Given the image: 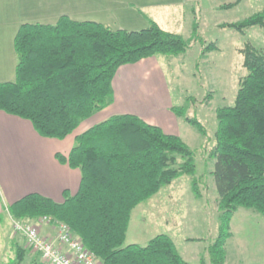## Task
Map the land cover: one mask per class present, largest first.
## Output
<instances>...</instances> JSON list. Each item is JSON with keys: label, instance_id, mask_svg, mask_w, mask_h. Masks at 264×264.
I'll return each mask as SVG.
<instances>
[{"label": "trees", "instance_id": "16d2710c", "mask_svg": "<svg viewBox=\"0 0 264 264\" xmlns=\"http://www.w3.org/2000/svg\"><path fill=\"white\" fill-rule=\"evenodd\" d=\"M147 20L141 29H112L66 15L50 24L22 23L13 41L14 76L0 82V109L28 119L42 136L64 138L112 103V79L121 65L156 53L176 55L201 40L196 19L188 38ZM224 25L239 33L254 26L264 31V6ZM212 45L206 44L200 54ZM238 51L245 74L233 102L215 110L209 152L215 158L210 172L218 194V232L207 246L211 264L224 263L230 220L238 207L264 216V49L246 41ZM170 110L205 134L185 105H171ZM56 157L79 169L78 190H64L61 202L25 194L8 205L12 218L50 215L68 223L103 264H194L182 257L167 233H157L143 244H123L133 207L176 177L191 175V190L200 196L195 153L179 135L137 114L115 113L77 134L68 154ZM25 252L18 246L9 264L21 263ZM200 262L205 264L204 256Z\"/></svg>", "mask_w": 264, "mask_h": 264}, {"label": "rangeland", "instance_id": "374dc122", "mask_svg": "<svg viewBox=\"0 0 264 264\" xmlns=\"http://www.w3.org/2000/svg\"><path fill=\"white\" fill-rule=\"evenodd\" d=\"M233 1L236 0H183L181 10L184 17L173 15L175 8L172 7L161 20L163 27L185 38L191 36L193 20L198 22L197 32L201 40L192 41L185 52L176 55H152L149 60L154 61V66L143 77L156 86V94H162L172 105H185L188 116L196 117L205 128V134H202L170 110L176 124L166 132L179 135L194 151L200 196L196 197L191 190V175L176 177L141 201L128 223L123 244H143L157 233L169 232L185 260L201 264L200 258L204 256L205 264H211L207 246L218 232V194L210 172L215 158L209 155L217 123L215 110L233 102L238 81L245 74L238 49L246 41L264 49V31L260 27H250L239 33L232 26H221L260 9L264 0H238L232 7H221ZM210 43L213 44L211 48L200 54ZM112 111L113 107H104L85 122L95 123L108 117ZM168 210L171 212L168 220H173L174 226L172 222L164 221ZM230 231L224 245L223 264H264L262 214L251 208L238 207L230 220ZM11 233L14 237H10ZM14 241L20 243L19 246H27L22 233L14 232L10 217L0 215V264L13 256Z\"/></svg>", "mask_w": 264, "mask_h": 264}, {"label": "crops", "instance_id": "0c3cea01", "mask_svg": "<svg viewBox=\"0 0 264 264\" xmlns=\"http://www.w3.org/2000/svg\"><path fill=\"white\" fill-rule=\"evenodd\" d=\"M182 4L183 0H0V82L14 76L16 54L13 41L22 23L50 24L66 15L76 21L100 22L112 29H141L147 26L149 18L168 30L161 20L172 7L175 8L173 15L184 17ZM151 57L123 64L117 69L112 79L114 98L106 107L114 108L111 114H137L166 132L174 128L176 122L169 109L171 102L162 94H156V86L143 77L154 66V61L149 60ZM86 119L64 138L46 137L38 134L28 119L0 109V215L6 214L12 219L8 205L28 193H38L61 202L64 190L69 194L78 190L79 169L58 160L56 153L68 154L75 136L94 124L85 122ZM140 204L131 210L128 223ZM170 214L168 210L164 221L172 222L174 226V221L168 220ZM12 233L10 237H14ZM42 233L53 236L55 228L44 226ZM167 234L172 238L169 232ZM14 243L13 256L4 264H9L21 245ZM21 247L26 251L24 264H44L25 244Z\"/></svg>", "mask_w": 264, "mask_h": 264}, {"label": "built area", "instance_id": "2783aa9c", "mask_svg": "<svg viewBox=\"0 0 264 264\" xmlns=\"http://www.w3.org/2000/svg\"><path fill=\"white\" fill-rule=\"evenodd\" d=\"M14 232H20L31 252L37 253L44 264H103L87 248L82 240L75 236L70 225L55 220L50 215L34 218H12ZM43 225L55 228L53 236L42 233Z\"/></svg>", "mask_w": 264, "mask_h": 264}]
</instances>
